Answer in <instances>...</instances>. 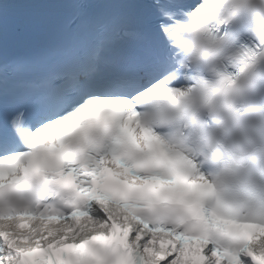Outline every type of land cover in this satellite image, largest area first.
I'll use <instances>...</instances> for the list:
<instances>
[{
  "label": "snow or ice",
  "instance_id": "1",
  "mask_svg": "<svg viewBox=\"0 0 264 264\" xmlns=\"http://www.w3.org/2000/svg\"><path fill=\"white\" fill-rule=\"evenodd\" d=\"M36 250L261 264L264 0L0 3V264Z\"/></svg>",
  "mask_w": 264,
  "mask_h": 264
}]
</instances>
